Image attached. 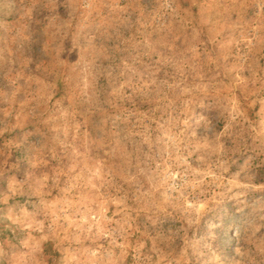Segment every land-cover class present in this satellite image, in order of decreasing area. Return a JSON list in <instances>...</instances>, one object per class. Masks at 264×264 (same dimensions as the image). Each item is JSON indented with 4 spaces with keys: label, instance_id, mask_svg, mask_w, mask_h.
Returning a JSON list of instances; mask_svg holds the SVG:
<instances>
[{
    "label": "rangeland",
    "instance_id": "1",
    "mask_svg": "<svg viewBox=\"0 0 264 264\" xmlns=\"http://www.w3.org/2000/svg\"><path fill=\"white\" fill-rule=\"evenodd\" d=\"M0 264H264V0H0Z\"/></svg>",
    "mask_w": 264,
    "mask_h": 264
}]
</instances>
